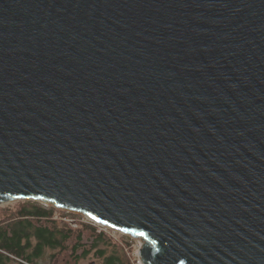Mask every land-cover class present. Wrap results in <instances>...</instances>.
<instances>
[{
	"label": "water",
	"instance_id": "1",
	"mask_svg": "<svg viewBox=\"0 0 264 264\" xmlns=\"http://www.w3.org/2000/svg\"><path fill=\"white\" fill-rule=\"evenodd\" d=\"M142 240V264H264V0H0V206Z\"/></svg>",
	"mask_w": 264,
	"mask_h": 264
},
{
	"label": "trees",
	"instance_id": "2",
	"mask_svg": "<svg viewBox=\"0 0 264 264\" xmlns=\"http://www.w3.org/2000/svg\"><path fill=\"white\" fill-rule=\"evenodd\" d=\"M68 218L52 205L18 201L17 208L0 219V264H10L14 258L20 264H38L47 250L51 264H80L90 255L101 264H133L121 254L113 236L98 233L91 223L75 227Z\"/></svg>",
	"mask_w": 264,
	"mask_h": 264
},
{
	"label": "rangeland",
	"instance_id": "3",
	"mask_svg": "<svg viewBox=\"0 0 264 264\" xmlns=\"http://www.w3.org/2000/svg\"><path fill=\"white\" fill-rule=\"evenodd\" d=\"M21 201V200H18ZM18 201H13L7 204H3L0 206V219L3 218L6 214L10 213V211L14 210L18 206ZM46 205L45 203H43ZM50 206V205H46ZM60 213L69 215V218L67 219L69 222H71L75 227H77L78 223H87L86 218L74 211L59 209ZM114 239L117 241L119 248L121 249V254L126 256L129 260L133 262V264H139L140 258L139 256V250L141 248L142 241L137 238H132L130 235H126L120 232L113 231ZM51 251L47 250L45 254L39 259L38 264H51L50 259ZM14 261L9 262L10 264H20V260L17 258H14ZM80 264H101V260L96 258L94 255H90L86 258L81 259Z\"/></svg>",
	"mask_w": 264,
	"mask_h": 264
},
{
	"label": "built area",
	"instance_id": "4",
	"mask_svg": "<svg viewBox=\"0 0 264 264\" xmlns=\"http://www.w3.org/2000/svg\"><path fill=\"white\" fill-rule=\"evenodd\" d=\"M85 217V216H84ZM86 218V217H85ZM86 222L87 223H91V224H93L95 227H97V231H98V233H101V232H104V233H106L107 235H111V236H113V231H115V230H113V229H111V228H106L105 226H103L102 224H99V223H97V222H95V221H92V220H89V219H87L86 218ZM115 232H119V231H115ZM121 233V232H120ZM124 234V233H123ZM126 235H128V234H126ZM129 236V235H128ZM114 237V236H113ZM132 237V236H131ZM132 238H134V237H132ZM142 241V240H141ZM139 264H142L141 263V261L139 262Z\"/></svg>",
	"mask_w": 264,
	"mask_h": 264
}]
</instances>
